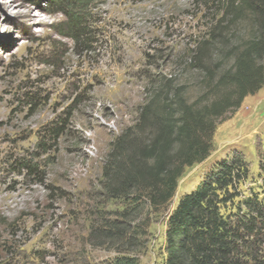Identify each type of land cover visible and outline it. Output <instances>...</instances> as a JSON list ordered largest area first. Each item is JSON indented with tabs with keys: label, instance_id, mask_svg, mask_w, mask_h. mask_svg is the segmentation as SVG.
Segmentation results:
<instances>
[{
	"label": "rangeland",
	"instance_id": "rangeland-1",
	"mask_svg": "<svg viewBox=\"0 0 264 264\" xmlns=\"http://www.w3.org/2000/svg\"><path fill=\"white\" fill-rule=\"evenodd\" d=\"M67 1L0 0V264H164L179 200L235 152L249 173L221 212L232 222L247 198L264 203V85L217 126L166 207L113 195L114 143L152 91L173 81L189 101L201 95L207 75L191 57L225 32L215 0Z\"/></svg>",
	"mask_w": 264,
	"mask_h": 264
},
{
	"label": "trees",
	"instance_id": "trees-1",
	"mask_svg": "<svg viewBox=\"0 0 264 264\" xmlns=\"http://www.w3.org/2000/svg\"><path fill=\"white\" fill-rule=\"evenodd\" d=\"M84 1L70 0L66 5L79 6ZM215 2L225 32L218 34L220 39L211 33L191 57L207 75L201 95L189 101L173 81L152 91L137 123L114 143L124 170L118 175L119 191L114 196L137 194L134 202L144 200L156 212L166 207L184 170L210 156L217 126L231 119L244 99L263 87L264 0ZM237 25L242 30H236ZM248 173L243 155L235 152L179 200L168 220L164 264H258L264 203L257 197L247 198L243 202L247 214L232 222L221 212ZM113 264L138 263L122 257Z\"/></svg>",
	"mask_w": 264,
	"mask_h": 264
},
{
	"label": "clouds",
	"instance_id": "clouds-1",
	"mask_svg": "<svg viewBox=\"0 0 264 264\" xmlns=\"http://www.w3.org/2000/svg\"><path fill=\"white\" fill-rule=\"evenodd\" d=\"M37 16L40 21H49V17L45 14L37 13Z\"/></svg>",
	"mask_w": 264,
	"mask_h": 264
},
{
	"label": "crops",
	"instance_id": "crops-1",
	"mask_svg": "<svg viewBox=\"0 0 264 264\" xmlns=\"http://www.w3.org/2000/svg\"><path fill=\"white\" fill-rule=\"evenodd\" d=\"M246 99L248 100V98H247V97L245 98V100H246ZM245 100H244V101H245ZM253 101H254V100H253Z\"/></svg>",
	"mask_w": 264,
	"mask_h": 264
}]
</instances>
